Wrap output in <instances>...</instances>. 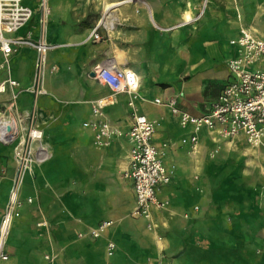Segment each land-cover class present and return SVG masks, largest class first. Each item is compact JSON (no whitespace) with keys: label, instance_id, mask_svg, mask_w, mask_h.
I'll list each match as a JSON object with an SVG mask.
<instances>
[{"label":"crops","instance_id":"obj_1","mask_svg":"<svg viewBox=\"0 0 264 264\" xmlns=\"http://www.w3.org/2000/svg\"><path fill=\"white\" fill-rule=\"evenodd\" d=\"M112 1L123 4L112 12L111 26L103 21L100 40H93V28L106 17L102 0H48L43 25L38 0H24L33 14L17 34L41 36L50 49L46 93L19 95V124L43 132L48 158L21 178L4 238L8 257L0 264H264V139L252 146L243 134L224 137L203 127L193 146L192 126L182 127L168 107L154 103L174 98L190 115L206 114L233 80L228 61L238 47L230 41L251 25L256 32H250L264 38V0ZM201 4L206 8L200 21L157 28L195 17ZM36 59L27 46L9 57L0 82L9 76L19 86L0 93V110L15 92L32 86ZM105 59L141 79L136 106L155 123L152 141L171 175L156 191L166 204L153 207L150 218L131 215L127 136L98 146L94 130L84 126L96 120L91 102L109 94L93 75ZM128 101L118 95L102 119L126 132ZM14 174L13 148L0 142V220ZM103 221L111 225L94 238L91 230ZM108 241L115 244L112 256Z\"/></svg>","mask_w":264,"mask_h":264},{"label":"built area","instance_id":"obj_2","mask_svg":"<svg viewBox=\"0 0 264 264\" xmlns=\"http://www.w3.org/2000/svg\"><path fill=\"white\" fill-rule=\"evenodd\" d=\"M48 0H38L40 23L43 25L49 15ZM32 9L24 4V0H0V71L9 68V57L19 48L27 46L34 49L37 59L34 66L32 86L29 89H19L15 92L4 108L0 110V142L13 148L15 174L11 178L9 199L5 206L2 221V236H6L13 220L14 207L18 206L17 188L25 171H29L36 161L48 158V151L42 145L43 132L28 126L25 137L18 130L19 114L17 98L22 92H29L34 97L46 93L44 87V69L46 55L50 45L43 37L32 38L30 32L18 35L17 32L25 26L32 17ZM93 28L90 38L100 40L98 29L104 25L102 20ZM238 47V55L228 61V68L233 76L212 104L208 112L201 116H192L177 106L174 98L166 100L155 99L154 103L168 107L179 117L182 127L191 125L193 133L189 141L194 146L197 134L206 127L224 137L243 134L252 146H258L264 139V38L255 36L249 30H242L240 36L230 41ZM94 78L107 87L109 94L91 102L92 115L95 121L84 123L95 132V142L98 146L108 145L114 137L127 136L131 142L128 157V168L124 177L132 180L135 205L133 217L150 218L153 207H164L165 202L156 196L159 186L166 185L171 180L169 171L160 160V151L152 141L155 123L139 113L136 101L140 99V79L130 68L118 66L112 59H105L95 65ZM19 83L7 77L0 82V93L16 88ZM126 94L131 109V119L126 132L102 119L103 109L116 102L117 96ZM30 119V114L28 115ZM220 128H217V127ZM186 140H183L185 142ZM30 201V200H29ZM111 225V221H103L91 230L94 238L99 237ZM150 226V225H149ZM8 229V231H7ZM5 238V237H4ZM108 256H112L115 244L108 241L106 245ZM4 242L0 243V261L6 260Z\"/></svg>","mask_w":264,"mask_h":264},{"label":"bare ground","instance_id":"obj_3","mask_svg":"<svg viewBox=\"0 0 264 264\" xmlns=\"http://www.w3.org/2000/svg\"><path fill=\"white\" fill-rule=\"evenodd\" d=\"M207 3V2H206ZM101 6H102V10L105 12L106 17L104 18V20H102V22L104 21L105 24L111 26L115 20V17L113 16V11H116L117 9H119V7L123 4L122 2H111L110 0H102L101 2ZM206 6V5H205ZM204 8V7H203ZM203 13V12H202ZM201 13V14H202ZM252 27H250L249 31L252 32H256V29L253 27V25H251ZM141 80V79H140ZM23 122V121H22ZM24 122H25V118H24ZM24 125V124H23ZM20 129L21 131V136L25 137V132L26 129L23 128L19 122H18V130ZM261 148V146H259ZM10 229V227H8ZM2 231V221L0 220V243L4 242V235L2 236L1 234ZM8 231V229H7Z\"/></svg>","mask_w":264,"mask_h":264},{"label":"rangeland","instance_id":"obj_4","mask_svg":"<svg viewBox=\"0 0 264 264\" xmlns=\"http://www.w3.org/2000/svg\"><path fill=\"white\" fill-rule=\"evenodd\" d=\"M111 2H113L112 0H110ZM133 1V0H132ZM142 2H143V4H145L146 3V0H141ZM204 7V8H203ZM205 8H206V6L205 5H203V4H201L200 5V8H199V10H198V12H197V14L195 15V17H192V18H190V19H177V20H175L174 21V23L172 24V25H170V26H166V27H164V26H161V25H158L157 26V28L160 30V31H171V30H173V29H175V28H177V27H179V26H181V25H190V24H192V23H196V22H198V21H200L201 20V18L203 17V15H204V13H205ZM203 12V13H202ZM202 13V14H201Z\"/></svg>","mask_w":264,"mask_h":264}]
</instances>
